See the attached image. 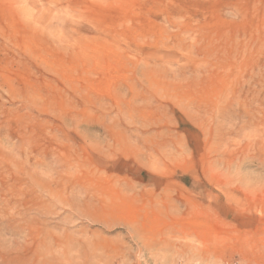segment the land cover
Instances as JSON below:
<instances>
[{"label": "rangeland", "instance_id": "1", "mask_svg": "<svg viewBox=\"0 0 264 264\" xmlns=\"http://www.w3.org/2000/svg\"><path fill=\"white\" fill-rule=\"evenodd\" d=\"M262 247L264 0H0V264Z\"/></svg>", "mask_w": 264, "mask_h": 264}, {"label": "bare ground", "instance_id": "2", "mask_svg": "<svg viewBox=\"0 0 264 264\" xmlns=\"http://www.w3.org/2000/svg\"><path fill=\"white\" fill-rule=\"evenodd\" d=\"M148 153V152H147ZM151 153V152H150ZM153 153V152H152ZM151 155H153V154H151ZM150 155V156H151ZM110 203V202H109ZM110 204H112V203H110ZM110 204H107V203H104V204H102L101 202H97V206H98V208L100 207L101 208V211L103 212V218H104V220L106 221V222H109V223H111V222H115L114 224H116V222H134L133 220L134 219H131V220H128L127 221V218L124 216V215H120V214H116V213H114V214H111V212L113 211V208H110ZM96 206V205H95ZM100 208H99V210H100ZM116 208V207H115ZM117 209V208H116ZM118 211V210H117ZM98 212V211H97ZM108 212V213H107ZM116 212V211H115ZM104 220H102V221H104ZM118 224V223H117ZM206 243V242H205ZM204 244V243H203ZM202 245V244H201ZM151 247H152V245H151ZM207 247V246H206ZM199 249V248H198ZM202 250V249H201Z\"/></svg>", "mask_w": 264, "mask_h": 264}, {"label": "crops", "instance_id": "3", "mask_svg": "<svg viewBox=\"0 0 264 264\" xmlns=\"http://www.w3.org/2000/svg\"><path fill=\"white\" fill-rule=\"evenodd\" d=\"M144 232H147V233H145L146 235H151V233L150 232H148V230H143ZM143 236V235H142ZM259 249H261V248H258V250ZM261 251H262V253H263V259H262V263L261 262H258L257 264H264V247H262V249H261ZM259 253H261V252H259Z\"/></svg>", "mask_w": 264, "mask_h": 264}]
</instances>
